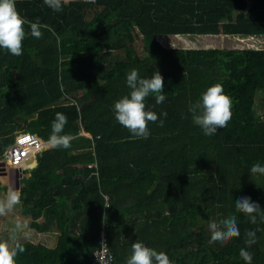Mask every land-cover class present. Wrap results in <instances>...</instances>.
<instances>
[{
	"label": "trees",
	"instance_id": "16d2710c",
	"mask_svg": "<svg viewBox=\"0 0 264 264\" xmlns=\"http://www.w3.org/2000/svg\"><path fill=\"white\" fill-rule=\"evenodd\" d=\"M15 4L26 21L46 27L37 39L24 25L21 56L0 49V154L15 131L49 139L56 113L67 117L62 134L74 137L70 148L37 156L20 191L29 229L54 231L55 244L18 242L25 252L16 264H91L102 232L113 264H126L137 241L173 264H246L242 248L264 264V175L250 173L264 165V119L254 107L264 92V49L158 40L173 35L189 46L191 36L223 33L252 46L251 36H264V0H73L59 12L43 0ZM132 69L141 78L157 70L164 81L162 103L145 99L158 116L146 139L114 115V103L130 94ZM214 84L231 98L232 117L205 136L189 106ZM7 168L0 164L4 182ZM242 196L260 206L255 224L235 207ZM233 215L240 235L210 244L209 222ZM247 231L256 233L250 246Z\"/></svg>",
	"mask_w": 264,
	"mask_h": 264
},
{
	"label": "clouds",
	"instance_id": "9594fccd",
	"mask_svg": "<svg viewBox=\"0 0 264 264\" xmlns=\"http://www.w3.org/2000/svg\"><path fill=\"white\" fill-rule=\"evenodd\" d=\"M44 4L53 11H62L63 5L73 2V0H43ZM85 3H95V0H84ZM28 24L31 35L37 39L42 37L41 25L38 21H26L17 11L15 0H0V49H5L14 56H21L22 42L25 39L24 25ZM253 37V36H251ZM126 83L130 89V94L120 98L114 103L115 119L126 129L129 130L133 138L146 139L149 135V122H157L158 116L153 111L145 110V99L150 95H155L157 104L162 103L166 96L163 92L164 81L159 71H155L151 78H141L136 69H132L126 77ZM232 100L223 91L220 84L209 86L202 93L201 100L189 106L193 123L198 125L205 136H212L217 129L226 128L231 120ZM166 117L167 113H162ZM67 117L62 113H56L52 123V134L50 135L47 146L52 149H68L74 139L70 134H62ZM163 126V121L159 122ZM252 175H264V165L255 163L250 168ZM21 203V192L10 186L6 197L0 199V216H4L16 205ZM109 207L108 205H104ZM235 207L239 212L249 216L250 222H257L256 215L260 206L252 202L249 197L242 196L235 201ZM26 224L16 222L13 233L26 228ZM211 233L209 243L219 242L226 244L231 238L240 235L236 216H231L217 223L215 220L209 222ZM245 243L252 245L256 243L255 231L246 232ZM106 246V244H105ZM25 252L22 244L16 243L10 247L6 241H0V264H16L15 257ZM240 256L246 264H252V254L245 249L240 250ZM126 264H173L167 254L156 251L137 241L131 245V254L127 258Z\"/></svg>",
	"mask_w": 264,
	"mask_h": 264
},
{
	"label": "rangeland",
	"instance_id": "374dc122",
	"mask_svg": "<svg viewBox=\"0 0 264 264\" xmlns=\"http://www.w3.org/2000/svg\"><path fill=\"white\" fill-rule=\"evenodd\" d=\"M194 40L193 45H185L182 40L177 36L173 35H165L158 36V40L163 46L167 47H178L184 49H199V48H259L264 49V36L258 37L253 36L250 39V43L252 46L243 45L238 46V43L235 42V38L231 35H226L223 33H219L216 35H206V36H191ZM251 38V37H250ZM141 44L136 41L134 46L139 54H142ZM255 111L260 113L262 118L264 119V92H257L255 95ZM1 140V139H0ZM18 170H16L17 172ZM7 172H5L6 174ZM7 175V180L4 182V178H0V199H4L6 197L8 188L10 186L18 189L14 184V176L17 173L14 170H10ZM19 221L22 224H26L27 227L22 230L13 233V228L16 222ZM31 221L30 214H24L21 210L20 205H16L11 211L7 212L6 215L0 216V241H6L10 247H12L15 243L23 242L29 240L33 243H43L47 246H53L55 244V236L53 232H45L38 233L35 231H31L29 229V224Z\"/></svg>",
	"mask_w": 264,
	"mask_h": 264
},
{
	"label": "built area",
	"instance_id": "2783aa9c",
	"mask_svg": "<svg viewBox=\"0 0 264 264\" xmlns=\"http://www.w3.org/2000/svg\"><path fill=\"white\" fill-rule=\"evenodd\" d=\"M47 141L48 139H41L34 133L17 131L14 133L13 141L0 154V164L2 167L6 166L8 170H14L17 173L15 178L19 186L21 185L19 181L23 175L28 177L30 170L35 166L38 154L49 148ZM31 157L34 160L32 165L28 164ZM16 170L18 171L16 172ZM99 245L100 247L93 252L91 264H113V254L107 248L103 232Z\"/></svg>",
	"mask_w": 264,
	"mask_h": 264
},
{
	"label": "crops",
	"instance_id": "0c3cea01",
	"mask_svg": "<svg viewBox=\"0 0 264 264\" xmlns=\"http://www.w3.org/2000/svg\"><path fill=\"white\" fill-rule=\"evenodd\" d=\"M255 36H258V35H255ZM258 37H262V36H258ZM20 131V130H19ZM15 132H17V131H15ZM14 132V133H15ZM14 133H13V136H14ZM48 149H51L50 147L48 148ZM48 149H45V150H48ZM0 162H1V159H0ZM15 172V171H14ZM30 176V174L28 175V177ZM14 178H15V176H14ZM14 184H15V186L17 187V188H19V190H20V188L22 189V187L25 185V184H21L20 186H19V184H17L16 183V178L14 179ZM21 191V190H20ZM50 233L51 232H53V234H54V231H49ZM54 236H55V234H54ZM43 244V243H42ZM47 246V245H46ZM54 246V245H53ZM53 246H49V247H53Z\"/></svg>",
	"mask_w": 264,
	"mask_h": 264
},
{
	"label": "water",
	"instance_id": "95a60500",
	"mask_svg": "<svg viewBox=\"0 0 264 264\" xmlns=\"http://www.w3.org/2000/svg\"><path fill=\"white\" fill-rule=\"evenodd\" d=\"M41 153H42V152H40V153L38 154V156H40ZM23 173L26 174L24 171H23ZM19 182H20V184H28V183H29V179H28V177H26V175H23V177L20 179ZM20 190H21V188H20Z\"/></svg>",
	"mask_w": 264,
	"mask_h": 264
}]
</instances>
